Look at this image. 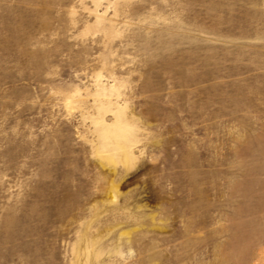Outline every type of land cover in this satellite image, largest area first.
<instances>
[{"label":"rangeland","instance_id":"1","mask_svg":"<svg viewBox=\"0 0 264 264\" xmlns=\"http://www.w3.org/2000/svg\"><path fill=\"white\" fill-rule=\"evenodd\" d=\"M0 264H264V0H0Z\"/></svg>","mask_w":264,"mask_h":264}]
</instances>
